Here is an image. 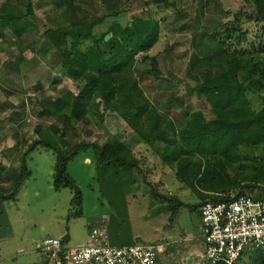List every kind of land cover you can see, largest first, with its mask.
<instances>
[{
  "label": "rangeland",
  "instance_id": "374dc122",
  "mask_svg": "<svg viewBox=\"0 0 264 264\" xmlns=\"http://www.w3.org/2000/svg\"><path fill=\"white\" fill-rule=\"evenodd\" d=\"M29 4L33 15L28 14ZM11 9L25 19L18 25L23 29L19 36L0 22V264H53L39 251L46 238L61 239L69 247L86 245L91 226L101 219L110 221L113 207L109 197L112 194L117 202V195L125 193L124 182L143 185L147 195L159 200L162 210L169 205L159 195L196 207L192 216L201 234L199 208L210 197H202L207 193L202 175L210 156L197 154L190 159L182 155L179 162L169 165L161 155L167 145L175 152L182 151V135L215 118L205 99L189 94V90L223 70L235 68L241 81L259 89L248 98L254 110L261 109L264 75L251 77L248 72L256 71L257 65L264 70V18L256 22L257 18L249 20V15L264 12V0H0V13ZM112 12L118 13L95 28L97 38L112 35L113 27L124 28L137 19L159 24L158 43L137 58L132 71L142 93L139 101L147 102L151 113L136 120L120 99L115 100L117 108L113 110L98 98L94 101L98 108L91 107L85 122L74 121L72 128L63 127V118L42 117L51 102L68 91L76 95L80 91L81 84L62 73V52L67 48L84 52L92 45L91 41L64 42L49 31ZM208 33H220L224 55L208 58V46L204 45ZM147 57L158 58L160 79L148 73L152 64ZM69 112L70 108L65 111ZM155 115H160V127L170 132L173 126L174 131L170 142L152 147L136 129L148 133ZM54 125L60 128L59 137L67 142V151L83 142L104 146L118 141L128 150L127 158L139 164L137 169L126 167L117 177L109 178L111 171L98 170L93 148L80 151L69 162L68 173L82 193L81 216L72 206L73 191L54 189V151L40 146L25 156L40 139L38 129L47 132ZM199 136L205 138L207 133ZM44 140L59 145L56 139ZM231 155L234 158L230 160L217 155L214 159L224 162L232 180L242 183L234 194H262L264 146L242 145ZM24 162L28 175L17 188ZM13 193L16 197L2 198ZM262 256L264 248H247L237 264H264Z\"/></svg>",
  "mask_w": 264,
  "mask_h": 264
},
{
  "label": "trees",
  "instance_id": "16d2710c",
  "mask_svg": "<svg viewBox=\"0 0 264 264\" xmlns=\"http://www.w3.org/2000/svg\"><path fill=\"white\" fill-rule=\"evenodd\" d=\"M68 3L72 5V2ZM28 9V14L33 15L34 10L31 4H29ZM117 13L112 12L107 16L82 20L69 27L63 26L61 29L49 31L53 36L62 37L64 42L71 40L80 44L83 41H91L92 45L84 52H77L68 48L62 52V73L65 77L81 84L80 91L78 95L68 91L65 96L51 102L40 114L42 117L56 120L63 118V127L72 128L74 121L85 122L91 107L98 108V105L94 104L95 100H99L98 98H101L113 110L117 108L115 100L120 99L121 103H126L130 111L132 110L133 119L136 120H140L143 115L151 113L152 107H149L147 102L141 103L139 101V96L142 97V93L138 91L137 82L132 78V71L138 54L149 52L158 43L159 24L149 19H137L135 23L124 28L119 25L113 27L110 31L112 35L104 34L97 38L94 33L95 28L103 25L108 17L117 15ZM0 14V22L4 27H7L18 36L23 33L19 23H23L24 16L17 15L12 9L8 12L3 10ZM253 14V16L249 15V20L257 18L255 21L259 22L258 19L264 18V12L262 11ZM106 36H110V40L106 41ZM205 36L207 43L204 45L208 46V58L211 60L219 54L224 55L220 33L214 35L208 33ZM149 59L152 65L148 73L156 79H160L158 58L152 57ZM254 68H256V71H249V76L252 77L253 74L257 73L264 75V70L260 69L258 65ZM249 93H259V89L246 85L241 81L235 68L223 70L216 76L209 77L208 80L194 86L189 90V94H196L199 98H204L214 112L215 118L192 132H188V134H185L186 136L182 135V151L175 152L171 150L169 145L164 146L161 157L169 165L179 162L182 155V158L188 157L190 159L197 154L205 155V158L210 156L206 161V167L202 175V179L207 186V193H202V197H210L202 202V205L209 201L228 200L236 195L234 194L235 190L242 185L237 179L232 180L226 164L214 159L216 155L222 157L223 161L227 158L230 160L234 158L231 153L242 145L250 147L264 146V99L261 109L254 110L248 98ZM68 108H70V112L65 113ZM159 116L155 115L156 121L152 124L148 133L136 129L142 139L152 147L158 142H170L169 138L172 137L171 134L174 131L171 121H168L171 126L170 132L160 127L162 123ZM101 119L103 120L104 117L102 116ZM204 132L207 133V136L205 138L200 137L199 135ZM38 134H40V139L32 144L25 156L40 146L54 151L56 155L54 189L60 191L69 188L73 191L72 206L76 208L75 214L78 216L82 215V193L77 183L68 173V164L80 151L93 148L96 151L98 170L100 172L111 171L112 175L109 178L117 177L121 169L126 167L137 169L139 166L133 158L131 160L127 158L128 150L118 141L104 146L83 142L81 145L67 151L68 144L61 136L59 137L60 128L58 126H51L47 132H43L39 128ZM44 138H50L52 142V139H56L59 145L44 140ZM206 151L207 153L204 154ZM27 175L28 172L24 162L17 188L20 187ZM113 191H117V189ZM252 194L260 198L264 196V188L262 194ZM16 195L17 193H13L9 196H2V198L9 199L12 196L16 197ZM113 195L115 194L113 193ZM117 196L119 197L117 202L113 201L114 198L109 197V203L119 214L122 208L123 193ZM159 197L168 202L172 217L177 216L182 208L193 210L196 208L175 197L171 198L164 195H159ZM114 221H117L115 215L110 217L108 222L110 241L112 240ZM118 225L122 226V223ZM259 250L262 251L263 248H259ZM262 259H264V256H262Z\"/></svg>",
  "mask_w": 264,
  "mask_h": 264
},
{
  "label": "built area",
  "instance_id": "2783aa9c",
  "mask_svg": "<svg viewBox=\"0 0 264 264\" xmlns=\"http://www.w3.org/2000/svg\"><path fill=\"white\" fill-rule=\"evenodd\" d=\"M200 210L207 264H237L247 248H264V196L233 195L206 202ZM164 248L165 244H111L105 219L93 226L84 246L69 247L56 238H46L39 245L53 264H160Z\"/></svg>",
  "mask_w": 264,
  "mask_h": 264
},
{
  "label": "crops",
  "instance_id": "0c3cea01",
  "mask_svg": "<svg viewBox=\"0 0 264 264\" xmlns=\"http://www.w3.org/2000/svg\"><path fill=\"white\" fill-rule=\"evenodd\" d=\"M123 186L125 193L120 213H116L113 208L110 215L117 217L113 223L112 241L165 244L160 254V264H207L204 259L201 213V234H198L192 216L193 209L182 208L177 216L172 217L169 206L166 205V209L162 210L159 200L147 195L143 185L124 182ZM120 223L122 226L118 225Z\"/></svg>",
  "mask_w": 264,
  "mask_h": 264
},
{
  "label": "water",
  "instance_id": "95a60500",
  "mask_svg": "<svg viewBox=\"0 0 264 264\" xmlns=\"http://www.w3.org/2000/svg\"><path fill=\"white\" fill-rule=\"evenodd\" d=\"M110 38H111L110 36H106V41L110 40Z\"/></svg>",
  "mask_w": 264,
  "mask_h": 264
}]
</instances>
